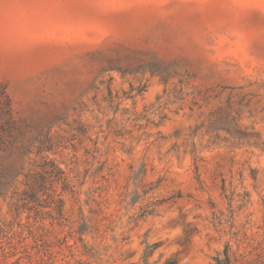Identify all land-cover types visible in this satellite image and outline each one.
<instances>
[{"label":"rangeland","instance_id":"374dc122","mask_svg":"<svg viewBox=\"0 0 264 264\" xmlns=\"http://www.w3.org/2000/svg\"><path fill=\"white\" fill-rule=\"evenodd\" d=\"M0 125V264H264V0H0Z\"/></svg>","mask_w":264,"mask_h":264},{"label":"trees","instance_id":"16d2710c","mask_svg":"<svg viewBox=\"0 0 264 264\" xmlns=\"http://www.w3.org/2000/svg\"><path fill=\"white\" fill-rule=\"evenodd\" d=\"M8 99L10 100L9 97H8ZM6 123L8 124V127L9 128H10V125L12 126V120L10 118H8L6 120ZM7 130L10 131L7 128L6 125H0V134H1L0 140H1L2 143H5V135H4V133ZM41 150L44 151V148L41 147ZM43 169H45V171H46L47 168L46 167H43ZM38 176L39 177L37 178V181H36L37 188H32V190H33L32 193L33 194L36 193V192H38V191H42V190H44L45 188L48 187V180H47V178L43 174H41V173H39ZM30 193L31 192L29 190H26L24 192V194L27 195V196H30ZM21 206L22 205H17L18 208H20ZM155 246H158V244H156ZM216 260H217V264H232V260H231L230 254L228 252H226L224 258L218 257ZM177 262L178 261L176 259H171V260H168L166 262V264H177Z\"/></svg>","mask_w":264,"mask_h":264}]
</instances>
